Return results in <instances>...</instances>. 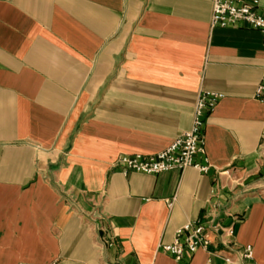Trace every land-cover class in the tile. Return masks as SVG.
Instances as JSON below:
<instances>
[{
    "label": "crops",
    "instance_id": "obj_1",
    "mask_svg": "<svg viewBox=\"0 0 264 264\" xmlns=\"http://www.w3.org/2000/svg\"><path fill=\"white\" fill-rule=\"evenodd\" d=\"M212 14L213 0H0V264H228L221 230L182 263L162 250L194 222L233 227L264 264V35ZM204 91L222 95L208 172L114 165L188 131Z\"/></svg>",
    "mask_w": 264,
    "mask_h": 264
},
{
    "label": "built area",
    "instance_id": "obj_2",
    "mask_svg": "<svg viewBox=\"0 0 264 264\" xmlns=\"http://www.w3.org/2000/svg\"><path fill=\"white\" fill-rule=\"evenodd\" d=\"M245 24L259 30L264 35V12L261 0H213L212 27L229 28ZM256 97L264 99V76L256 90ZM222 98L220 93L204 91L198 97L191 128L173 140L165 149L152 155L121 154L114 162L124 174L139 172L159 174L167 171H183L193 167L202 173L209 170L208 165L197 161L205 153L204 129L207 115L216 108ZM221 230L223 244L227 252L224 256L228 264H259L254 261V248L248 244L237 247L233 241V227H222L219 223L207 226L201 222L187 223L176 231L172 243L162 246L165 253L178 262L190 259L200 248L208 249L212 244L210 232ZM113 246L110 237L104 240ZM217 253V251H214Z\"/></svg>",
    "mask_w": 264,
    "mask_h": 264
}]
</instances>
